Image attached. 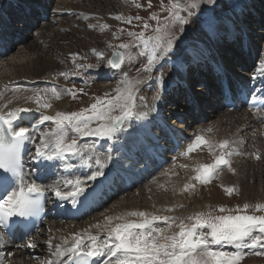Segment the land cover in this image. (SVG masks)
I'll use <instances>...</instances> for the list:
<instances>
[{
    "label": "bare ground",
    "instance_id": "bare-ground-1",
    "mask_svg": "<svg viewBox=\"0 0 264 264\" xmlns=\"http://www.w3.org/2000/svg\"><path fill=\"white\" fill-rule=\"evenodd\" d=\"M12 1L16 3L15 8L11 7V11L13 10L12 18L15 17V21H17L19 17H23L22 12L24 11V7H27L29 11H32L29 16L32 19L38 16L33 12V9H35V7L46 9L48 13H51L50 4L53 0H49V2H46V0H34V3L33 0H27V2L26 0ZM76 1L81 2L84 0ZM72 2L73 0H54L53 4L58 5V8L61 9V12L63 13L65 10L64 8L72 7ZM37 3L43 5L45 4V7H40ZM75 3L76 2H74V4ZM86 3H90V0H87ZM8 5L9 0H0V12H2V8H6ZM115 10H117V8H115ZM55 11L53 10L52 14L56 16L57 12ZM85 15H89V13H86ZM245 15L250 18L247 22L244 21ZM262 15L264 18V0H241L232 8V11L228 16H223L220 19L211 18L206 23L202 24L200 26V29L196 31L197 39L194 41H187V46L182 49V56L178 59L170 58V60H174V63H171L172 66L174 65L176 73L173 74L174 83L171 79L172 77L169 79L166 78L165 80L159 82V85L165 83L166 88L163 90L162 96L160 97L159 101L154 105V109L152 111L149 109H145L144 113L147 114L146 117L137 119L134 116L125 121L123 130L118 132L113 139L83 137L78 140L81 145H95V147L90 152L85 153L86 156L90 155L93 158L91 162V168L84 165L78 157L73 156H68L66 160V162L72 163L74 165L72 169H67L64 167L65 161L57 160L58 167L54 164L53 161H48V166L45 161L40 162L36 168V171L39 169L42 170L43 167V181L40 184H37L41 185L45 189H48L50 195L54 194L53 186L59 187L62 191H69L71 190V186L66 185L65 182L67 180H74L76 178L86 180L87 176L90 175L92 171L96 170L97 166L94 162L95 158L99 157L103 160L110 152L111 159L105 161L106 167L103 169L104 176L99 177L96 181H87L88 187L94 184L98 185L99 183L104 184L105 181V187L99 186V189L102 190L103 193H105L106 191L116 190V193L118 195L126 194L130 191H124L123 185L129 178L133 180L132 176L135 178H137L138 176L140 178V183H143L146 179H149L148 175L144 177L141 176L142 174L139 172V165L136 164V157L137 154L142 151V146L146 145L147 148L154 149V146L158 144L161 139L159 144L162 145L164 149L167 143L165 136L167 133H170L171 135H179L180 133L181 135L189 137L187 141L183 142L182 146L179 148L176 154L167 156L166 158L168 161L170 159H172V161L181 159V163L179 164L186 162L184 165L187 166V171L188 173H190V175L194 172V169L197 165L199 166L200 164H208L204 162L205 155H203L208 154L205 152L208 147L204 151L201 150L203 148H198L188 156L182 155V153L187 150V146L195 140V137L197 135H202L206 139L212 137H226L221 138L219 141L227 139L231 142V147L236 148L240 153L245 150L243 149V147L246 144L249 148L253 146L254 149L252 150V152L249 151V157H246V154H244L243 152L241 155H233L229 159L235 161L236 158V161L240 160L243 163L246 161V164L247 160H249L253 163H257V165H259L260 162H263L262 165H264V139L261 138L262 134H264V122L258 121L256 119V113L252 111H241L233 113L224 111L221 108V103L217 98V85L221 84V81H227L228 83L239 82L246 87L255 88L264 80V76H261L260 72L257 71V69L260 68L261 61L264 60V20H260L262 19ZM33 20H36V18H34ZM66 20H68V18L57 20L56 22H54V24L51 25L50 23L47 26L44 25L39 30L37 29V27L33 29L32 23L26 21L25 23L15 28L14 36L20 38V43L18 42L16 43V45H14L13 43L9 44L10 39L7 40L4 38V44L1 45L3 53L0 55V109H2L4 112H7L16 107L30 108L33 110L31 112L22 113V119L15 121L13 125L14 127L19 125L31 128L39 116V112L36 111V103L33 100H26V97H31L34 92H40L41 96H44L45 92L52 88H56L58 91H61L60 89H62L59 86L52 87L46 84L39 85L37 84V79L44 76L46 72L54 70L58 64L56 59H52L50 52H45L47 44H45L46 41L44 40H46V38H53L55 40L59 39L60 42L63 41V37L65 34L63 35V33L60 34L59 32L62 29L61 26H63L64 24L63 21ZM108 22L109 25L112 24L109 20ZM12 26L13 24L11 25V27ZM55 26H57V31L53 29V27ZM232 26H235L236 28L238 27L239 29L243 30L244 36H238V32H233V30H231ZM29 30L35 31V34H30ZM257 30L262 32H257ZM48 32L50 33L48 34ZM51 32H53L52 35ZM226 33L230 36H226ZM24 35H27V37ZM36 36H38L39 42L35 43L33 39ZM23 39H25V43L24 45H21V41ZM29 39H32L31 44H29ZM74 40L75 35L72 34L70 37V42H73ZM223 40H226V42L233 41V43L229 44V51H223V48H221V42H223ZM65 58H67L66 55L62 58V60H64ZM200 58H202L201 60L204 61L202 63L204 67L208 69L204 74L202 73L200 76L199 85L201 87L196 88L195 84H188L189 78L187 81L185 77H183V74L184 72H187L188 75L193 74H189V63L194 62ZM170 60L160 61L163 64L158 63L157 67L169 64L168 62ZM113 72L115 71L112 68H108V75H112ZM99 73H102L103 79L107 75L105 71H101ZM217 73H220L222 75V78H218L216 85V78H214L213 76L210 77V74L215 75ZM208 76L212 78L211 82L209 83L207 81L208 83H204V80L206 81V79H208ZM29 80H35V82H30ZM150 82L154 83L156 81L154 78H152ZM191 82L193 83L194 81L190 78V84ZM163 87L164 85L162 86V88ZM175 89H180L181 93L186 94L185 96H187V98H185L183 102L179 101L178 103H176L178 97H176L177 93L174 92L175 100L173 103L175 105V108H171L170 105H168L170 108L165 109L167 105L166 103L171 102L167 100V95L171 94ZM160 92L157 97H159ZM46 98L52 104V107L50 109L42 110L45 111L46 114L54 115L57 111L66 112V108L69 105L67 95H63L61 99L57 100L52 98L50 91H48V95ZM9 101H11V103H9ZM185 101L189 102V104H187ZM153 102L154 101H152L151 103ZM209 103H211V106H209ZM5 104L8 105L7 108L3 107ZM205 107L208 109V112H205ZM196 108H198L199 112L194 115V111ZM201 115H204L207 119L213 120L209 123V120L207 121L206 119L205 123H199L197 126L193 127V129L191 128L190 131H188L189 128L192 127L191 116L194 118V120L197 121L199 120ZM207 122L208 124H206ZM48 123L51 124V122H45L44 125L40 126V130L42 126H45ZM153 127H155L156 129L155 132L152 130ZM36 133L37 132H33V135L36 136ZM262 137L264 138V136ZM35 140L36 144H39V137L38 139L35 138ZM212 143H215V139H212ZM100 144L105 145V150L99 149ZM35 146L36 145L32 142H29L27 152L29 153L31 150H33V154H35ZM121 146H123L126 151H122ZM213 150L218 151L219 149L214 148ZM125 152L127 158L130 160V162H132L131 168H128L127 162L123 160ZM196 152L199 153L198 156H200V154L203 155L202 159L198 160L193 157L194 153ZM253 152H255L256 154H260L259 160L255 161L252 158ZM209 156H211V154H209ZM211 158L213 160L214 156L212 155ZM248 165L251 166L252 163ZM247 166L244 165V168L246 170ZM175 170L176 171H174L173 173L176 172L177 174L179 172H182L185 175L187 174L185 168H178ZM256 170L261 171L264 169L256 168ZM247 171L252 173L254 170H252V168H248ZM164 172L165 171H162L160 175ZM173 173L171 175L169 173L170 178ZM242 175L243 174H240V176ZM160 179L161 181H164L166 178ZM155 181L157 180H153L151 185L154 184V188L159 189L160 186L158 183H156V185L154 183ZM179 182L180 180L175 179L167 181L166 184L167 186L168 184L173 186L171 188L172 194H170L169 197H173L179 193L178 196L175 197L176 201L175 199L172 200L174 204L178 203L180 196L181 198L184 197V195H180L183 194L184 190L180 186L181 183ZM108 184L109 186H107ZM189 191L190 190H188V192ZM139 192L138 190L135 192H131L127 195V197L132 195L135 196V194H138ZM191 193H193V191H191ZM160 196L163 199H166L164 195ZM122 198L118 200V202L123 204L122 206H117L118 202L110 204L111 201H109L107 203L108 205L102 204L100 209L103 207L104 209L106 208V210L111 209L113 210L111 213H113L115 210L113 217L122 215L129 211H133L131 209L133 200L124 199L121 201ZM261 198V200H263L264 196H261ZM180 200L183 201L182 199ZM53 201L54 199L52 198V202ZM67 201L68 200H61L59 208H61L62 211L65 210L64 208ZM184 204L186 203L184 202ZM95 205L100 204L97 202ZM177 206L179 205L176 204L173 207ZM97 212L98 211L93 214L95 215L93 220L85 218L81 221H71L63 223L62 221H59L56 223H48L40 229L37 236L29 238L25 244L9 245L4 240V243L2 244V246H0V259H3L4 264H47L50 259H55L50 255L48 245L46 243V241L49 239H52L53 244H56L60 243L63 237H71V235L74 233L84 235L85 238L87 237V233L100 235L102 238H104L105 232L102 231V229L94 227V225H96L97 223L103 225L105 223V216L110 214L101 216L100 214H97ZM29 240L34 241L37 247H21L22 245H26ZM103 259L104 258H93L92 260L95 264H102ZM35 260H37L38 263L35 262Z\"/></svg>",
    "mask_w": 264,
    "mask_h": 264
},
{
    "label": "snow or ice",
    "instance_id": "snow-or-ice-1",
    "mask_svg": "<svg viewBox=\"0 0 264 264\" xmlns=\"http://www.w3.org/2000/svg\"><path fill=\"white\" fill-rule=\"evenodd\" d=\"M201 3L214 5L216 0H189L186 4H182L180 0H170L169 6L165 9L168 16L164 18V24L159 23L160 18L155 14L151 16V19L158 21L153 35L146 37L144 31L129 32L143 49L147 50L151 47L147 64L144 66L145 71H151L155 61L167 56L176 47L179 36L172 34L170 26L189 23L188 17L195 15ZM161 5L163 6V0ZM136 6L140 7L138 4ZM148 7H152L151 0H148ZM181 12H187V17L181 15ZM115 19L120 20L123 17L116 16ZM136 19L141 18L136 17ZM127 22L131 23V20ZM143 27L147 29L149 25L145 23ZM130 46L133 45L122 43L118 47L127 50ZM98 55L103 54L98 53ZM113 55L114 58L110 59L108 64L112 68H120L125 61V53L117 51ZM128 59H131L130 54ZM257 71L264 76V60L261 61ZM60 75L67 76L68 73L61 72ZM121 83L124 87H118L114 96L106 93L104 97H96L91 105L79 111H57L54 115L42 111L52 107L51 102L46 98L48 91L52 98L59 100L63 95L76 99L77 93H82L83 89L67 88L58 91L52 88L47 90L44 96H41L40 92H34L31 97L25 98L33 100L37 105L36 111L39 112L31 128L13 125L15 121L22 119V113L31 112L32 109L16 107L7 112L0 109V246L4 243V230L10 226V222L15 220L19 225L27 227L24 223L25 218L37 215L43 207L42 197L45 189L34 181L26 179L23 172L21 153L25 143L32 142L36 145L32 159L37 163L65 161L64 167L72 169L74 165L66 160L68 156H73L78 157L84 165L91 168L93 158L90 155L86 156L85 153L90 152L95 145H81L78 137L113 139L123 130L125 121L134 116L141 119L147 115L133 111L134 88L126 74ZM3 107L7 108L8 105L5 104ZM45 122H51L52 127L40 131V126ZM33 132H38L39 144H36ZM202 145L208 147L214 159L212 163L200 164L194 169L197 174L193 178L196 181L207 184L225 167L228 171L235 172L229 158L242 153L231 147V142L227 139L213 144L204 136L197 135L182 155L188 156ZM214 148H219V155L215 154ZM110 159V152L103 160L99 157L95 158L96 170L92 171L86 180L76 178L65 182L66 185L71 186L69 191H62L59 187L53 186L55 196L60 200L71 199L74 206L78 203L79 197L86 199L87 181H96L104 176L105 161ZM256 159H260V156L256 155ZM182 167L187 166L182 165ZM190 187L193 185L185 184L183 190L186 191ZM224 190L231 195L235 188L225 187ZM248 208V204H244L243 209L238 206L234 215L213 216L212 213H196L187 218L161 217L144 211H129L115 217H105L103 225L99 223L94 225L105 232L104 238L92 233H87L85 238L84 235L74 233L71 237H63L60 243L53 244L52 239L47 240L50 255L55 258L50 259L47 264H90L93 258H104L102 264H240L245 255L242 251L244 249L252 251L255 255H264V215L241 214L246 213ZM219 211L230 210L221 207ZM255 211L264 212V204L255 205ZM127 217L140 219L129 220ZM185 219L191 223H185ZM114 220L120 222L113 224ZM159 220H163L167 227H154V222ZM173 224L179 231L168 235ZM212 245H231L236 250L215 251ZM21 247L35 248L37 245L29 240ZM0 264H4L3 259H0Z\"/></svg>",
    "mask_w": 264,
    "mask_h": 264
},
{
    "label": "rangeland",
    "instance_id": "rangeland-1",
    "mask_svg": "<svg viewBox=\"0 0 264 264\" xmlns=\"http://www.w3.org/2000/svg\"><path fill=\"white\" fill-rule=\"evenodd\" d=\"M86 1L87 0L77 2L76 0L75 1L73 0L72 7L64 8L65 10L62 13L61 9L58 8V5L53 4L54 2L53 0L52 3L50 4V7L53 6L51 11L56 10L55 12H57V15L55 16L52 14L48 21L43 22L42 23L43 25L37 27L39 30L44 25L47 26L50 23L52 25L57 20L68 18V20L63 21L64 24L63 26H61L62 29L59 32L60 34L62 33L63 35L65 34L63 37V41L60 42L59 39L55 40L53 38H46V40H44L46 41L45 44H47V48L45 49V52L48 53L50 52L52 59L53 60L56 59V61L58 62L56 68L52 71L46 72L44 76L37 79V84L48 85L51 83L52 87L59 85L62 87L65 86L64 89L66 87L74 88V90L83 89L82 93L80 92L77 93L76 99H72L71 96L68 95L69 97L67 99L69 100L68 102L69 105L66 108V112L79 111L82 108H86L94 102V99L96 97H104L106 93L109 94V96H114L115 90L118 87L120 88L124 87V85L121 82L122 80H124L125 74L127 75V78L131 81L132 86L134 88L135 108L133 109V111L136 113H144L145 109H149L152 111L154 109V105L159 101L160 97L162 96L163 90L166 88V86L165 83L160 84L161 92L159 97H157V99L155 100L157 96V92L159 90V84L158 82L147 84L148 82H146V80L154 78L155 81H157L158 77L159 80L162 79L165 80V78H169L170 76H172L173 71L174 74H176L174 65H173L174 68L171 65H166L160 73L158 72L160 70H157L156 72L155 67L157 66V64L162 63L160 61L164 59H166V61L170 60L167 59L168 56L172 57L171 59L180 58L182 56L181 52H183V50L181 51V48L186 46V45L183 46L182 43L184 42L183 41L184 39L188 38L187 40H185L186 42L196 40L197 39L196 31L200 29V26L202 24L206 23L208 20H210L213 17L219 18L221 16L222 17L228 16L232 11V8L241 0H216V3L214 5L201 3L200 9L195 12V15H193L192 17H188L189 23L185 25H180L177 23L175 25L170 26L172 34L179 36V40L177 41L176 47L171 53H169L167 56L161 57L159 60L154 62L151 71L144 70V66L147 64V58L149 55L148 50L150 51L151 47H149V49L147 50L143 49L139 45V42L136 41L135 37L129 35V32L139 33L141 31H144L146 37L153 35L154 29L156 28L158 21L151 19V16L155 14L160 18L159 23L164 24L165 23L164 18L168 16V12L165 9L169 6L170 0H163V6L161 5V0H151L152 3L151 8L148 7V0H90V3H86ZM74 2L76 3L74 4ZM180 2L182 4H186L189 2V0H180ZM14 4L13 2L9 3V7L7 9L8 13H5V15L8 16L13 14L12 13L13 10L11 11V7L14 8L13 6ZM37 4L40 7H45L44 6L45 4L44 5L39 3ZM137 4L140 5V7H137L136 6ZM115 8H117V10H115ZM207 10L212 11L213 14L212 13L211 14L213 15V17L211 15L206 16V14L208 13H202ZM86 13H89V15H85ZM181 15L187 17V12H181ZM116 16H121L123 17V19L117 20L115 19ZM136 17H140L141 19L137 20ZM206 19L207 21H205ZM248 19L250 18H248V16L245 15L244 21L247 22ZM108 20L110 21V23H112L111 25H109ZM128 20H131V23H128L127 22ZM260 20L261 21L264 20L263 15H262V19ZM145 23L149 25L147 29H144L143 27ZM89 25H93V27L90 28ZM103 25H107L108 27L103 28L102 27ZM53 29L57 31V26L53 27ZM257 32H262V31L257 30ZM49 33L50 32H48V34ZM52 34L53 32H51V35ZM72 34L75 35V40L73 42H70V37ZM24 36L27 37V35ZM226 36H230V35L226 33ZM5 39L8 40L9 38H5ZM33 41L35 43L39 42L38 36H36L33 39ZM31 43H32V39H29V44ZM122 43H130L133 46H130V48L127 50L120 49L118 46ZM222 48L223 51H226L227 45H223ZM114 51L124 52L125 61L120 68H117L118 72L116 71L117 72L116 74H114L113 76L107 75L106 79L101 81L100 80L101 77H99L98 74H100L99 72L105 71L110 67L108 61L110 60ZM141 52H144L145 54L141 55L140 54ZM98 53H102L103 55L100 56L98 55ZM73 54H75V59H73ZM129 54L131 55V59H128ZM65 55L67 58L62 60V58L65 57ZM174 56L176 57L173 58ZM168 63L173 64L174 60H170ZM80 65H84V67H80ZM67 70H69L70 72H67ZM61 72L68 73V75L61 76L60 75ZM88 76H94L96 78H99V81L97 82L91 81V84L88 83L89 85H87L84 79L87 78ZM183 77H185V72L183 74ZM171 79L174 83L173 76ZM34 81L35 80H33L32 82ZM137 81L139 82L137 83ZM207 81L210 83L211 79L208 78L206 79V81L204 80V83H208ZM163 85L164 87L162 88ZM60 90L63 91V89ZM153 100L154 102L151 103ZM185 102L189 104V102L187 101ZM209 106H211V103H209ZM171 108H175V107H171ZM206 124H208V122ZM50 127L52 126L49 125L46 127V129ZM191 128L193 129V127ZM262 136H264V134H262ZM262 136L261 138L264 139ZM221 138H226V137H221ZM221 138L212 137V138H207V140H210V142H212V139H215L214 144H216L217 142H219ZM79 139L80 138L78 137V140ZM206 149L207 147L201 150L204 151ZM253 149H254L253 146H251V148L246 146L244 150L246 157H249V151L252 152ZM213 151L215 152L216 155H218V151L215 150ZM205 152L208 154H203L205 155L204 162L208 163L210 161L208 158H210L212 154L209 152V149H207ZM198 154H199L198 152L194 153L193 157L198 160L202 159L203 155L200 157L198 156ZM209 154H211V156H209ZM179 163H181V161ZM185 163L179 164L180 166L179 168H181V165H184ZM250 163H252L251 166L248 165ZM262 163L263 162H260V164L257 165V163H253L252 161L249 160H247V164L246 161L244 163L241 162L240 160L232 161L231 165L235 169L234 173L228 171V169L226 170L227 172L223 170L220 174L214 177V182L212 184L202 185L203 187L195 186L196 189L194 193H190V192L193 191L195 187L189 192L187 191L185 193L183 192V194L180 195H184V197L181 198L180 196L178 203L174 204L172 200L175 199V197L178 196L179 193L176 192L178 193L177 195L173 197H169V195L172 194L171 188L173 186L168 184L169 186L168 187L166 185L167 181L176 179V180H180L179 182L181 183L180 186L183 184L185 185L187 184L188 181L187 177H189L190 175V173H188L187 171L188 169L187 167L181 168V169L185 168V171H187L186 175L182 172H179L177 174L176 172L173 173L174 171H176L175 169H178V167L176 166L177 168L176 167L172 169L170 168L171 170L170 169L167 170L168 173L165 171L160 175L161 177L155 178V180H157L158 182L155 181L154 183L155 184L158 183L159 186L163 188V191L161 189H155L154 188L155 185L154 184L151 185L152 184L151 182L142 190L138 189V192L140 190L141 191L138 194L134 193L135 196L132 195L127 197L128 194H126L125 196H120L119 198H115L113 204L115 202H118V200L122 197L123 198L121 199V201L124 199H132L133 201L131 204V209L133 211H143V210L144 212L151 211L147 213L150 214L153 213L155 215L164 213L166 215L168 214L173 218H187L188 216L195 215L196 213H205V214L212 213L213 216L228 215V214L234 215L236 214V209L238 206L241 209H243V205L248 204L249 208L247 209V212L246 213L242 212L241 214L264 215V212L255 211V205L264 204V199L261 200L262 199L261 196H264V170L261 171L256 170V168L264 169V165H262ZM244 165L246 166L248 165L247 170L248 168L249 169L252 168V170L254 171L250 173L244 168ZM169 173L170 175L173 173L171 178ZM240 174L243 175L240 176ZM193 177L190 179L196 181ZM160 178L162 179L166 178V179L164 181L163 180L161 181ZM225 187H234L235 191H233V193L229 195L228 193L225 192L224 190ZM160 195H164L166 199H163ZM180 199H182L183 201H181ZM184 202L186 204H184ZM119 203L120 202L117 203V206L123 205L122 203L120 204ZM176 204H178L179 206L173 207ZM156 206L157 207L166 206L167 208L169 207V209H174V210L171 211L165 209H161L159 211L153 210L157 208ZM221 207L230 211L220 212L219 209ZM103 210L104 209H102L101 211ZM104 211L106 212L105 214H110V215H106L105 217L114 216L115 210L113 213H111L113 211L111 209H107ZM105 214L104 212L100 213L101 216ZM93 217H91L90 219H92ZM127 219L138 221L140 218L127 217ZM176 222L178 223L179 220H177ZM188 222L190 221L185 219V223ZM153 226L161 227V228L167 227V226L164 227L159 225H153ZM175 229L176 231H179V229H177L176 227ZM172 232H173V227L167 234L171 235ZM256 256L249 257L248 259L244 260L245 262H240V264H264V258L258 257V255ZM35 262L38 261L35 260Z\"/></svg>",
    "mask_w": 264,
    "mask_h": 264
},
{
    "label": "water",
    "instance_id": "water-1",
    "mask_svg": "<svg viewBox=\"0 0 264 264\" xmlns=\"http://www.w3.org/2000/svg\"><path fill=\"white\" fill-rule=\"evenodd\" d=\"M114 57H112L111 59H113Z\"/></svg>",
    "mask_w": 264,
    "mask_h": 264
}]
</instances>
